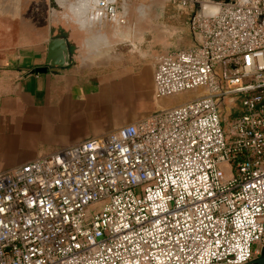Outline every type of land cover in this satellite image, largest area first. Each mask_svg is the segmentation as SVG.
<instances>
[{
	"label": "built area",
	"instance_id": "2783aa9c",
	"mask_svg": "<svg viewBox=\"0 0 264 264\" xmlns=\"http://www.w3.org/2000/svg\"><path fill=\"white\" fill-rule=\"evenodd\" d=\"M133 1L96 6L121 24ZM166 1L188 14L197 44L155 57L154 97L198 94L0 173V264H243L259 256L264 0L217 4L211 15L202 8L213 0Z\"/></svg>",
	"mask_w": 264,
	"mask_h": 264
},
{
	"label": "crops",
	"instance_id": "0c3cea01",
	"mask_svg": "<svg viewBox=\"0 0 264 264\" xmlns=\"http://www.w3.org/2000/svg\"><path fill=\"white\" fill-rule=\"evenodd\" d=\"M91 8L0 0V173L169 106L154 97V59L197 44L186 16L161 0L126 3L121 24ZM60 36L70 62L46 66L49 40Z\"/></svg>",
	"mask_w": 264,
	"mask_h": 264
},
{
	"label": "water",
	"instance_id": "95a60500",
	"mask_svg": "<svg viewBox=\"0 0 264 264\" xmlns=\"http://www.w3.org/2000/svg\"><path fill=\"white\" fill-rule=\"evenodd\" d=\"M93 2V8L91 10L94 12L96 11V14H99L101 17L108 18L109 16L105 13L104 8H98L96 6V0H91ZM216 4L214 5H204L202 8V11L206 15H211L217 12L218 5L217 4H225L229 3L234 0H213ZM240 2L247 3L249 0H237ZM111 18V17H110ZM114 20V18H111ZM116 22V21H115ZM70 62V53L68 50V46L66 44V41L64 40L63 36H60L58 38H53L49 40V43L47 45V55H46V66L50 67H62L68 65ZM37 73L46 72L47 67H38L34 70ZM243 264H264V246H262L260 254L255 259L243 263Z\"/></svg>",
	"mask_w": 264,
	"mask_h": 264
},
{
	"label": "rangeland",
	"instance_id": "374dc122",
	"mask_svg": "<svg viewBox=\"0 0 264 264\" xmlns=\"http://www.w3.org/2000/svg\"><path fill=\"white\" fill-rule=\"evenodd\" d=\"M147 1H149V0H147ZM161 1H163V2H165L166 4L172 6L175 10L181 12L183 15L186 16V18L188 17V14H187L185 11L178 9V8H177L175 5H173L172 3H170V2H168V1H166V0H161ZM136 89H137V88H136ZM136 89H135V90H136ZM137 93H138V92H137ZM197 94H198V92H190V93H184V94L182 93V94H180V96L169 97V98L166 99V101H167V104H168L169 106L173 107V106H177V105H179L181 102H185V101H187V100H189V99H191V98H194L195 95H197ZM221 114H222L223 117H225V116L228 115L225 111H223ZM234 114H237V112H234ZM148 116H150V114H148L146 117H148ZM224 129L226 130V127H224Z\"/></svg>",
	"mask_w": 264,
	"mask_h": 264
},
{
	"label": "snow or ice",
	"instance_id": "6c2138e0",
	"mask_svg": "<svg viewBox=\"0 0 264 264\" xmlns=\"http://www.w3.org/2000/svg\"><path fill=\"white\" fill-rule=\"evenodd\" d=\"M0 211H2V209H0Z\"/></svg>",
	"mask_w": 264,
	"mask_h": 264
}]
</instances>
